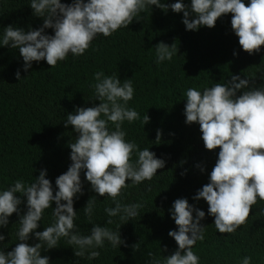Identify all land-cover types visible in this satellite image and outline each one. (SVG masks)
<instances>
[{
  "label": "trees",
  "instance_id": "16d2710c",
  "mask_svg": "<svg viewBox=\"0 0 264 264\" xmlns=\"http://www.w3.org/2000/svg\"><path fill=\"white\" fill-rule=\"evenodd\" d=\"M30 2L0 0V35L8 25L25 31L42 26L43 18L33 15ZM71 2L61 0L64 4ZM162 2L171 4L175 0ZM184 3L190 4V0ZM244 3L248 6L249 0ZM231 17V13L222 15L214 27L202 26L193 31L185 29L182 12L171 9L165 12L155 5L148 6L138 14L140 19L134 18L127 28H120L109 37L98 35L83 55L69 54L65 61L52 68L44 60L33 61L27 72L23 71L24 62L18 49L0 47V190L16 180L30 184L41 169H46V178L55 194V179L71 164L68 143L74 142L78 135L73 126L65 127L63 120L77 107L100 103L95 100L92 87L93 75L98 71L118 75L122 82L131 78L134 97L127 107L135 109L140 118L121 125L126 132L125 139L136 143L141 150L149 148L157 158L166 161L151 181L122 189L121 196L117 197L122 204L143 205L127 222L111 217L112 223H106L109 217L104 208L114 207L113 201L92 191L82 172L83 195L78 194L73 204L78 211L74 221L77 231L87 235L92 223H97L112 231L118 230L125 243L114 248L106 242L103 249H97L100 256L88 260L87 252L83 258L75 256V246L62 237L58 247L41 251V256H47L50 264H149L152 259L149 252L163 261L178 247L168 236L169 230L177 229L169 209L178 198H187L189 204L205 212L200 222L205 227L204 239L198 240L192 249L199 257V264H240L245 256L251 258L250 264H264V201L258 199L245 223L227 234L216 230L214 217L208 215L207 203L202 198L192 199L209 182L208 174L220 149L206 150L199 124H185L184 93L190 87L202 91L214 83H226L232 75L248 79L256 87L264 84V45L252 55L244 51L231 28ZM45 32L54 34L51 28ZM161 42L173 45L177 54L171 61L157 64L154 47ZM18 69L21 80L14 75ZM145 115L149 121L143 124ZM108 127L114 130L111 122ZM157 130L161 136L156 140ZM136 158L133 153L132 160ZM197 164L204 167L203 173ZM20 198L22 203L18 207L22 215L26 211L25 198ZM90 198L95 200L91 219L83 212ZM55 207L53 203L44 210L36 231H43L54 222L51 208ZM8 219L7 227L0 228V233L5 235L0 249L5 252L18 243L16 232L20 226L16 213ZM37 242L34 237L28 241L29 244ZM135 244L137 250L133 248Z\"/></svg>",
  "mask_w": 264,
  "mask_h": 264
},
{
  "label": "clouds",
  "instance_id": "9594fccd",
  "mask_svg": "<svg viewBox=\"0 0 264 264\" xmlns=\"http://www.w3.org/2000/svg\"><path fill=\"white\" fill-rule=\"evenodd\" d=\"M153 5L165 12L168 9L182 12L185 29L193 31L202 26L212 28L218 18L231 13V28L244 51L252 55L264 45V0H249L248 6L244 0H190V4L184 0L171 4L162 0H72L70 4L61 3V0H31L29 6L34 16L43 18L42 26L25 31L8 25L0 35V47L18 49L25 72L32 67L33 61L44 60L50 68L56 67L69 54L73 57L83 55L98 35L109 37L118 29L127 28L134 18L140 19L138 14ZM48 28L53 29V35L45 32ZM154 48L157 64L171 61L177 54L173 45L163 42ZM14 75L21 80L19 69ZM93 79L95 100L100 103L77 107L63 120L64 126H73L78 135L74 142L68 143L71 164L55 179V194L52 183L46 178V169H41L30 184L16 180L0 190V228L7 227L13 213L19 217L20 225L15 247L8 252L0 249V264H50L47 256H41V251L58 247L62 237L75 246V256L83 258L87 252L88 260L98 258L97 249H103L106 242L114 248L119 247L125 242L118 230L92 223L89 234L81 235L77 231L74 221L78 211L73 204L78 194L83 195L81 173L92 191L113 201L114 207L104 208L109 217L106 223L111 224V217L127 222L143 206L139 202L122 204L117 199L122 189L151 181L157 169L164 168V159L157 158L149 148L141 150L136 143L125 139L126 132L121 125L140 118L135 109L127 107L134 97L131 78L122 82L118 75L109 76L98 71ZM242 89L244 91L237 95ZM184 95L185 124H199L206 150L220 149L208 174L209 182L198 189L192 199L202 198L208 205V215L214 217L216 230L231 234L245 223L257 200L264 201V84L256 87L248 79L232 75L226 83H214L202 91L190 87ZM148 121L145 115L143 124ZM109 122L114 130L109 129ZM160 136L157 130L156 140ZM133 153L137 157L135 160H132ZM196 167L201 173L205 171L200 164ZM20 197L25 198L26 211L22 215L18 207L22 203ZM53 203L56 205L51 208L54 222L43 231H36L44 210ZM94 207L95 200L91 198L83 207L89 219ZM169 212L177 229L169 230L168 236L178 247L163 261L149 252L152 257L149 264H199V257L192 249L198 240L204 239L205 227L200 222L205 212L189 204L187 198L175 199ZM32 237L39 242L29 244ZM4 240L5 235L0 233V242ZM136 246H133L135 250ZM250 261L251 258L245 256L240 264H250Z\"/></svg>",
  "mask_w": 264,
  "mask_h": 264
}]
</instances>
